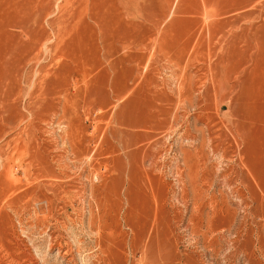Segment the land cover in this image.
Listing matches in <instances>:
<instances>
[{
	"label": "rangeland",
	"instance_id": "obj_1",
	"mask_svg": "<svg viewBox=\"0 0 264 264\" xmlns=\"http://www.w3.org/2000/svg\"><path fill=\"white\" fill-rule=\"evenodd\" d=\"M0 264H264V0H0Z\"/></svg>",
	"mask_w": 264,
	"mask_h": 264
},
{
	"label": "bare ground",
	"instance_id": "obj_2",
	"mask_svg": "<svg viewBox=\"0 0 264 264\" xmlns=\"http://www.w3.org/2000/svg\"><path fill=\"white\" fill-rule=\"evenodd\" d=\"M70 21H71V20H70ZM91 22H92V21H91ZM74 29H75V28H74ZM65 30H66V29H65ZM46 40H47V39H46ZM62 40H64L63 37H62ZM60 41H61V40H60ZM46 43H47V42H46ZM44 45H45V44L43 43V51H46V50H44V49H45V48H44ZM47 45H48V44H47ZM47 45H46V46H47ZM48 46H49V45H48ZM51 47H52V46H51ZM48 49H49V48H48ZM43 53H44V52H43ZM45 54H46V53H45ZM62 54H63V53H62ZM59 59H62V58H59Z\"/></svg>",
	"mask_w": 264,
	"mask_h": 264
}]
</instances>
